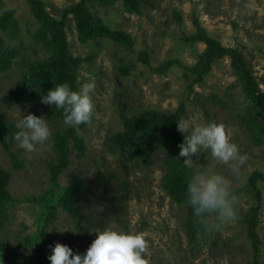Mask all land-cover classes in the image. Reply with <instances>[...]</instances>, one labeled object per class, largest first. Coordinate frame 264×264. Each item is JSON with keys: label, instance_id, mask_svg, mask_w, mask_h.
<instances>
[{"label": "rangeland", "instance_id": "1", "mask_svg": "<svg viewBox=\"0 0 264 264\" xmlns=\"http://www.w3.org/2000/svg\"><path fill=\"white\" fill-rule=\"evenodd\" d=\"M2 1L14 11L18 29L13 33L0 31V37L16 47L20 56L8 72L0 73V111L14 126L11 145L19 162L14 170L0 146V166L11 171L8 191L14 199L8 220L0 226V263L12 264L18 254L20 264H37L40 249L44 264H51L50 246L57 242L84 254L96 238L94 231L108 227L143 232L149 264H255L247 220L253 218L252 209L258 207L257 264H264V182L257 183L259 200L249 184L253 171L264 174V147L254 144L249 129L240 121L239 115L247 106L243 85L229 57L214 62L192 91L189 86L194 76L183 69L194 65L205 47L184 41L194 32L191 18L195 13L210 37L241 52L259 89L264 91V0H142L140 14L125 12L122 0L108 7L90 6L93 15L110 29L129 34L133 40L129 50L105 38L80 42L69 16L67 43L72 55L82 59L76 70L77 85L95 84L91 93L94 113L90 123L75 127L84 144L83 153L69 144L70 164L55 184L49 182L48 168L56 161L52 133H62L70 126L48 116L41 99L27 103L13 99L22 73L20 61H43L48 55L34 38L39 23L30 14L26 0ZM41 1L47 13L59 20L65 9L80 0ZM175 13L181 16L182 25ZM141 55L148 58V64L141 61ZM165 61L175 62L166 74L152 71ZM180 107L184 110L182 119L193 126L225 125L232 142L248 157L238 175L229 165L218 162L210 150H202L193 158L196 170L210 169L228 177L239 199L237 218L218 231L204 230L198 245L192 243L186 227L192 219L190 206L175 202L164 188L166 167L161 148L152 145L144 159L128 160L126 152L111 147L112 137L123 130V114L129 117L146 110L173 113ZM28 114L43 116L51 130L49 140L33 153H26L15 139L20 130L17 124ZM70 174L82 181L76 197L77 218L61 207L48 210L38 200L49 193V203L56 204L71 183ZM49 219L53 222L45 226Z\"/></svg>", "mask_w": 264, "mask_h": 264}, {"label": "trees", "instance_id": "2", "mask_svg": "<svg viewBox=\"0 0 264 264\" xmlns=\"http://www.w3.org/2000/svg\"><path fill=\"white\" fill-rule=\"evenodd\" d=\"M116 1L80 0L65 9L60 19L57 20L47 13L41 0H26L30 14L39 23L38 29L34 32V38L43 47L48 57L43 61L30 62L26 59L20 61L22 73L17 82L16 90L13 92V99L22 103L41 99L55 84L65 82L73 90H78L76 70L81 66L82 59L72 55L67 43L66 25L69 22V16L72 18L80 42L85 43L88 40L105 38L122 45L125 49H132L133 40L129 34L121 30L110 29L100 19L96 18L90 10V6L108 7ZM142 2V0H122V6L127 13L140 14L143 8ZM175 14L178 24L182 25L181 16L177 13ZM191 22L194 32L184 37V41L187 43H202L205 47L194 65L183 67L189 74L194 76L189 90L192 91L194 85L203 81L204 76L211 71V66L214 62L224 57H229L231 66L243 85L247 101L246 108L239 115L240 121L249 129L250 137L254 140V144L264 147V91L259 89L251 70L245 64L243 55L239 50L225 47L219 40L210 37L195 13L192 14ZM17 29L18 25L14 18V11L7 9L3 1L0 0V31L13 33ZM19 56L20 53L16 47L0 37V73L8 72L12 68L14 60ZM140 58L143 63H149L146 56L141 55ZM174 64V61H165L152 71L157 74H166ZM44 105L48 116L64 120L62 110H58L54 106ZM183 113L184 110L180 107L173 113L146 110L138 115L129 117L123 114L121 116L123 130L115 134L111 139V147L126 152L128 160L132 158L137 160L144 159L152 145L159 146L165 156L166 171L162 179L164 188L171 199L178 203H187V183L192 173L197 171L194 164L189 167L185 165L181 158L177 159L180 151L178 145L184 139V135L178 131L177 123L182 119ZM81 126L82 124L78 127ZM13 131V124L6 122L3 113L0 111V146L9 156L15 170L18 168L19 162L16 154L13 153L11 145ZM52 141L56 152V161L54 164H49L48 168L50 172L49 182L55 184L59 176L70 164L69 144H72L79 154L83 153L84 144L76 135L75 127H68L62 133L54 131L52 133ZM69 177L71 183L64 190L56 204L49 203V193L43 194L38 200L41 206L48 210L61 207L63 211L77 218L79 214L76 197L82 187V181L72 174ZM10 178L11 171H7L0 166V226L4 221L8 220L9 210L14 202L8 191ZM259 181L264 182V174L253 171L249 176V184L258 200L260 199V190L257 187ZM257 211L258 207L253 208V218L247 220V233L254 249L255 264H257L259 252L255 217ZM191 213L192 219L187 221L186 227L189 230L190 240L194 245H198L203 239L205 229L194 217L192 209ZM52 222L53 219L46 220L44 225L47 226ZM41 235L46 237L44 231H41ZM16 257L12 264L21 263V256L17 254ZM37 264H44L40 249L37 251Z\"/></svg>", "mask_w": 264, "mask_h": 264}, {"label": "clouds", "instance_id": "3", "mask_svg": "<svg viewBox=\"0 0 264 264\" xmlns=\"http://www.w3.org/2000/svg\"><path fill=\"white\" fill-rule=\"evenodd\" d=\"M94 88L93 82H83L78 90H73L65 82L50 89L41 97V102L62 110L64 123L78 127L92 120L94 103L91 93ZM177 126L184 135L183 142L178 145V160L185 158V165L191 167L194 157L202 150H210L218 162L229 165L234 174H239L248 157L241 154L238 145L232 142L225 125L207 123L193 126L191 121L181 119ZM17 128L20 130L16 132L15 139L26 153L35 152L37 146L51 136L48 120L35 114L23 116ZM186 202L206 232L218 231L237 218L239 199L232 181L214 170L192 173L187 183ZM94 232L96 238L84 254L74 253L71 247L59 242L50 246L52 254L48 259L51 264H149L145 256L148 241L143 232H125L108 227Z\"/></svg>", "mask_w": 264, "mask_h": 264}]
</instances>
